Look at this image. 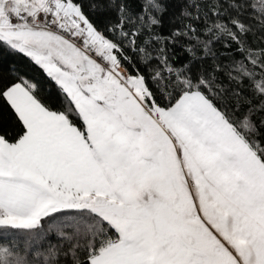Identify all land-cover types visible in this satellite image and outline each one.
Here are the masks:
<instances>
[{"label":"snow or ice","instance_id":"obj_1","mask_svg":"<svg viewBox=\"0 0 264 264\" xmlns=\"http://www.w3.org/2000/svg\"><path fill=\"white\" fill-rule=\"evenodd\" d=\"M0 264H264V0H0Z\"/></svg>","mask_w":264,"mask_h":264}]
</instances>
